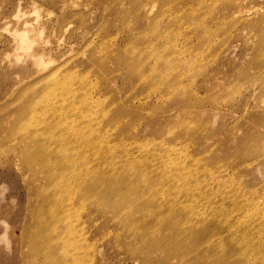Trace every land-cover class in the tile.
<instances>
[{"label": "rangeland", "instance_id": "obj_1", "mask_svg": "<svg viewBox=\"0 0 264 264\" xmlns=\"http://www.w3.org/2000/svg\"><path fill=\"white\" fill-rule=\"evenodd\" d=\"M84 94L107 160L177 175L209 213L240 182L247 194L236 199L264 208V0H0V264L73 262L61 257L76 246L67 226L52 222L55 189L25 162L35 145L26 119L30 105ZM228 205L218 208L236 211ZM105 207L64 216L83 231L77 264H180Z\"/></svg>", "mask_w": 264, "mask_h": 264}, {"label": "bare ground", "instance_id": "obj_2", "mask_svg": "<svg viewBox=\"0 0 264 264\" xmlns=\"http://www.w3.org/2000/svg\"><path fill=\"white\" fill-rule=\"evenodd\" d=\"M27 44L26 47L22 45V48H27ZM86 96L82 95L79 98L82 99L76 103L78 97L74 95L75 100H70L67 105L63 102L61 107L56 104L57 101H53L50 106L30 105L27 109L32 108L33 115L27 114V125L31 128L26 134L35 145L28 147L25 162L29 165L38 162V165L43 166L49 186L55 189V199L57 203L59 201L56 206L62 208V213L53 216L52 222L60 218V225L67 226L70 234L65 244H76L72 254L66 248L64 254H59L62 260L73 261L64 264H77L82 261L84 254L81 243L75 239L80 236L82 229L75 230L79 222H75L73 217V221L65 219L64 216L70 212L68 210L77 207L84 214L89 206H93L105 215L103 210L106 205L118 211L115 217H125L130 221V230L149 244L148 249L162 248L168 253V258L179 256L180 264L188 258L197 263L207 262L206 259L212 257V264H239L241 257H264V208L261 207V201L246 199L239 202L236 199V195L247 194L241 182L232 184L233 193L229 191L228 195H221L220 203L213 201L211 206L217 209L209 213L199 206V195L181 186L177 175L157 173L140 164L107 160L106 151L113 149H104L103 134L106 132L101 121L96 120L95 113L88 108L84 110L87 107ZM39 116L43 119L40 120ZM200 172L203 174V171ZM225 202L228 206L234 205L236 211L231 213V207L218 208L225 206ZM227 212L229 215L225 218ZM254 213L260 215V224L256 228L252 223H244ZM137 216L141 218L137 220ZM235 254L236 259L228 260Z\"/></svg>", "mask_w": 264, "mask_h": 264}]
</instances>
